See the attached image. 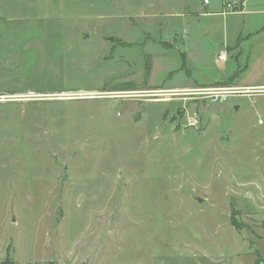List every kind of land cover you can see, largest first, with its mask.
Masks as SVG:
<instances>
[{"label": "rangeland", "instance_id": "obj_1", "mask_svg": "<svg viewBox=\"0 0 264 264\" xmlns=\"http://www.w3.org/2000/svg\"><path fill=\"white\" fill-rule=\"evenodd\" d=\"M221 4L0 0V264H264V93L195 94L264 85V15Z\"/></svg>", "mask_w": 264, "mask_h": 264}, {"label": "built area", "instance_id": "obj_2", "mask_svg": "<svg viewBox=\"0 0 264 264\" xmlns=\"http://www.w3.org/2000/svg\"><path fill=\"white\" fill-rule=\"evenodd\" d=\"M209 0H202L203 5H208ZM224 11L222 12L223 15L229 13H239L241 8H243L242 3H223ZM227 53H220L217 56V61L219 62H226L227 60ZM195 94L206 95L207 98L210 99L211 102L216 101H225L227 100L228 96L230 95H242L249 93H264V85H258L257 87H212V88H199L196 90Z\"/></svg>", "mask_w": 264, "mask_h": 264}, {"label": "crops", "instance_id": "obj_3", "mask_svg": "<svg viewBox=\"0 0 264 264\" xmlns=\"http://www.w3.org/2000/svg\"><path fill=\"white\" fill-rule=\"evenodd\" d=\"M250 1H252V0H234V2H237V3H242L243 4V8H241V10H240V12L239 13H237V14H248V15H255V14H258V13H262V15H264V0H253L254 1V4L253 5H249L250 6V10L248 11L247 10V6H245V5H247L248 4V2H250ZM225 1L224 0H222V4H221V6L224 8V6H223V3H224ZM209 4H210V0H209V3H208V5H203V7L205 8V12L203 13V15H206V16H210V15H216V14H219L217 11H215L214 9L213 10H210V11H208V8H209ZM246 7V8H245ZM245 10V11H244ZM222 16H225V15H223L222 13H220ZM264 29V24L263 25H261L260 26V29H259V31L260 30H263ZM258 30H256V33H258L259 32ZM264 31V30H263ZM253 33H250L249 34V36H251ZM239 41V40H238ZM228 46V45H227ZM229 47V46H228ZM221 53H225V52H221ZM226 62H227V60H226ZM225 63V62H224ZM228 78H232V77H227V78H222V79H228ZM261 80H263V78L261 79ZM247 82L248 83H246L245 85H242V86H239L240 88H242V87H257L258 86V84L257 85H254V83L253 82H251V81H248L247 80ZM253 83V84H252Z\"/></svg>", "mask_w": 264, "mask_h": 264}, {"label": "bare ground", "instance_id": "obj_4", "mask_svg": "<svg viewBox=\"0 0 264 264\" xmlns=\"http://www.w3.org/2000/svg\"><path fill=\"white\" fill-rule=\"evenodd\" d=\"M69 77V76H68Z\"/></svg>", "mask_w": 264, "mask_h": 264}]
</instances>
